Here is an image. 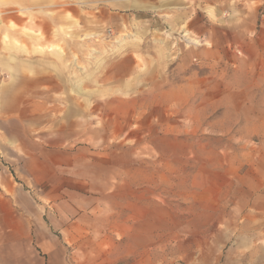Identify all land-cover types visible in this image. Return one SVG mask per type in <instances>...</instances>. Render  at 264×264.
<instances>
[{"label": "rangeland", "instance_id": "374dc122", "mask_svg": "<svg viewBox=\"0 0 264 264\" xmlns=\"http://www.w3.org/2000/svg\"><path fill=\"white\" fill-rule=\"evenodd\" d=\"M131 1L19 0L27 66L0 0V184L73 264H264V0Z\"/></svg>", "mask_w": 264, "mask_h": 264}, {"label": "crops", "instance_id": "0c3cea01", "mask_svg": "<svg viewBox=\"0 0 264 264\" xmlns=\"http://www.w3.org/2000/svg\"><path fill=\"white\" fill-rule=\"evenodd\" d=\"M110 1L114 2L116 0ZM202 1L204 4L209 3L210 5L216 3V0ZM238 1L242 2L243 0ZM248 1L249 3L245 4V7L248 9L251 8L252 12L255 11L254 20L252 19L249 25L255 27L256 24L260 25L263 19L258 16V8L253 3L251 4L253 0ZM14 3L17 12L14 16H11L14 19L10 20L13 25L10 33L18 32V29L16 30L18 28L17 23L19 19H23V25L28 28L26 41H28L29 45L25 44L27 56L20 58L18 56L19 47H17L18 38L11 35L13 39L11 42L12 51L16 52L12 56V62L16 65L26 62L27 66H29L31 63L34 64V59L31 58L35 47V37L33 36L38 35L37 29L40 24H36L35 30V24L31 19L34 16L32 13L34 8L31 6L26 7L28 15L31 16L30 20L28 17L23 18V15H20V9L18 8L19 0H12L13 5ZM126 3L134 4L131 0H122V2H119L121 5ZM226 11H233V9L230 8ZM57 27L59 28V25ZM260 31L261 35H258L256 41L248 39L245 42L264 44V30ZM15 38L16 40H14ZM30 81L35 82L31 79ZM0 188L6 189L4 191L0 190V264H73L68 255L67 246L61 239L62 226L59 219L56 218V214H52L51 217L45 214L47 204L49 203L46 201H43V203L37 202L29 198V196L23 194L22 188L14 186L8 180L3 181L0 184ZM60 204L64 203L60 202ZM65 218H67V215ZM57 223L59 226H56Z\"/></svg>", "mask_w": 264, "mask_h": 264}, {"label": "bare ground", "instance_id": "6f19581e", "mask_svg": "<svg viewBox=\"0 0 264 264\" xmlns=\"http://www.w3.org/2000/svg\"><path fill=\"white\" fill-rule=\"evenodd\" d=\"M129 1H130V0H129ZM129 5H130V4H129ZM185 34H188V31L185 30ZM86 36H87V35H86ZM191 40H192V39H191ZM192 41H193V40H192ZM192 41H191V42H192ZM194 41H195V40H194ZM194 41H193V43H195ZM56 52H57V53H61L60 48H56Z\"/></svg>", "mask_w": 264, "mask_h": 264}]
</instances>
